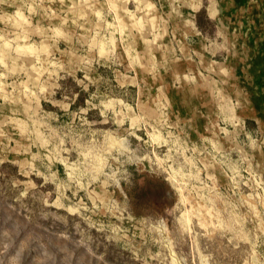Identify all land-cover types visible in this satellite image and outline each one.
<instances>
[{"label":"rangeland","instance_id":"374dc122","mask_svg":"<svg viewBox=\"0 0 264 264\" xmlns=\"http://www.w3.org/2000/svg\"><path fill=\"white\" fill-rule=\"evenodd\" d=\"M0 264H264V0H0Z\"/></svg>","mask_w":264,"mask_h":264},{"label":"trees","instance_id":"16d2710c","mask_svg":"<svg viewBox=\"0 0 264 264\" xmlns=\"http://www.w3.org/2000/svg\"><path fill=\"white\" fill-rule=\"evenodd\" d=\"M203 14H204V10L201 11V12L197 15V23H198V25H199L200 27L203 26V22H204V20H203Z\"/></svg>","mask_w":264,"mask_h":264}]
</instances>
